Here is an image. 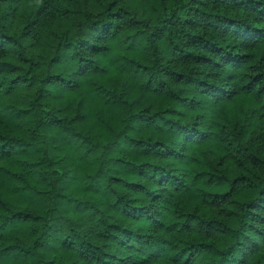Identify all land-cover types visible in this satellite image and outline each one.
Masks as SVG:
<instances>
[{
    "label": "clouds",
    "instance_id": "1",
    "mask_svg": "<svg viewBox=\"0 0 264 264\" xmlns=\"http://www.w3.org/2000/svg\"><path fill=\"white\" fill-rule=\"evenodd\" d=\"M0 264H264V0H0Z\"/></svg>",
    "mask_w": 264,
    "mask_h": 264
}]
</instances>
